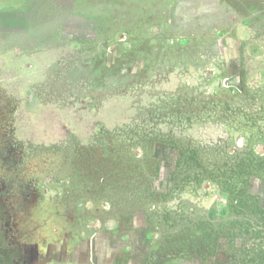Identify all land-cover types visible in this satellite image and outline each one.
<instances>
[{
    "label": "rangeland",
    "instance_id": "obj_1",
    "mask_svg": "<svg viewBox=\"0 0 264 264\" xmlns=\"http://www.w3.org/2000/svg\"><path fill=\"white\" fill-rule=\"evenodd\" d=\"M203 3L0 0V171L48 264H264V0Z\"/></svg>",
    "mask_w": 264,
    "mask_h": 264
},
{
    "label": "flooded vegetation",
    "instance_id": "obj_2",
    "mask_svg": "<svg viewBox=\"0 0 264 264\" xmlns=\"http://www.w3.org/2000/svg\"><path fill=\"white\" fill-rule=\"evenodd\" d=\"M0 171V264H48L42 236H32V225L26 226L25 216ZM30 239V240H29Z\"/></svg>",
    "mask_w": 264,
    "mask_h": 264
},
{
    "label": "clouds",
    "instance_id": "obj_3",
    "mask_svg": "<svg viewBox=\"0 0 264 264\" xmlns=\"http://www.w3.org/2000/svg\"><path fill=\"white\" fill-rule=\"evenodd\" d=\"M173 7L174 12L179 15L185 23L192 22L197 16L212 17V9L209 6H206V4L203 3V0L196 4L194 9L186 7L184 0H174Z\"/></svg>",
    "mask_w": 264,
    "mask_h": 264
},
{
    "label": "trees",
    "instance_id": "obj_4",
    "mask_svg": "<svg viewBox=\"0 0 264 264\" xmlns=\"http://www.w3.org/2000/svg\"><path fill=\"white\" fill-rule=\"evenodd\" d=\"M237 169H240V165H238L237 167H235V168H233V171L234 170H237ZM238 171V170H237ZM245 172H246V170L245 169H243V170H241L239 173H240V175L241 174H245ZM242 190V193H244L245 194V190L244 189H241ZM241 201H243V198H242V200ZM260 212H261V210H260ZM259 212V210L257 211V213H260ZM261 213H263V211L261 212ZM219 237H216V238H214V240H217ZM206 249L207 250H210V249H212L210 246H207L206 247ZM255 256L257 257V259L258 260H264V251L263 250H259L256 254H255ZM224 264H229L228 262H226V263H224Z\"/></svg>",
    "mask_w": 264,
    "mask_h": 264
}]
</instances>
